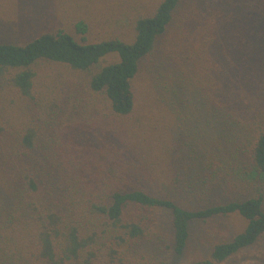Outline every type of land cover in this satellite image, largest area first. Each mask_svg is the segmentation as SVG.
<instances>
[{
    "label": "trees",
    "instance_id": "16d2710c",
    "mask_svg": "<svg viewBox=\"0 0 264 264\" xmlns=\"http://www.w3.org/2000/svg\"><path fill=\"white\" fill-rule=\"evenodd\" d=\"M182 1L162 0L155 11L136 18L132 42L115 38L91 43L84 21L73 25L76 31L72 33L60 26L37 29L29 15L15 21L16 28L0 20V264H147L145 257L139 258L136 246L154 229L152 214L158 209L171 213L173 250L179 256L189 244L194 222L233 214L246 220L242 232L216 242L209 256L193 264L223 263L255 245L264 234L263 196L219 195L221 183H208L227 177L235 168L239 174L251 169L253 176L264 177V101L237 85L224 67L209 73L211 89L194 87L199 69L192 62L179 68L183 54L179 48L164 59L165 67L173 68L169 71L173 92L181 97V89L187 88L190 103L200 98L197 93L207 95L209 110L217 119L212 144L186 146L180 136L170 141L168 175L157 177L147 161H134L129 141L122 137L125 131L120 122L137 109L135 82L143 63L177 22ZM224 11L209 0H200L192 6L187 22L181 21L186 29L198 24L203 36L222 40L228 37L229 27ZM23 26L28 32L37 29L36 35ZM110 56L116 60L103 65ZM42 61L89 73L85 86L77 84L70 91L78 98L71 100L69 109L80 105L82 112L91 111L94 121L88 128L93 126L92 134L83 128L79 138L67 125L60 126L72 111L64 108L56 84L39 89L36 66ZM164 88L162 84L156 87L158 93ZM8 91L16 97L9 98ZM95 95L106 100L105 108L96 107ZM182 107L179 104L174 111L179 117L185 113ZM41 123L47 127L42 129ZM47 129L54 136L45 144L54 143L52 152L41 147ZM240 160H247L244 168ZM180 168L186 170L183 177H178ZM185 177L206 190L213 204L182 207L172 188ZM188 186L190 192L199 191Z\"/></svg>",
    "mask_w": 264,
    "mask_h": 264
},
{
    "label": "rangeland",
    "instance_id": "374dc122",
    "mask_svg": "<svg viewBox=\"0 0 264 264\" xmlns=\"http://www.w3.org/2000/svg\"><path fill=\"white\" fill-rule=\"evenodd\" d=\"M161 1L0 0V20L16 28L14 22L29 15L32 25L37 29L41 27V30H54L60 26L69 29L72 33L76 31L73 25L84 21L88 25V38L91 43L115 38L132 42L135 37L133 26L135 19L144 13L155 11ZM198 1L200 0L182 1L177 13V22L173 23L166 37L159 41L155 52L145 60L144 67L135 82L137 94L135 113L120 122L125 131L122 137L129 141L128 148L133 153L131 158L140 163L147 161V165L155 170L157 177L166 176L170 172L167 151L171 150L168 146L171 140L175 141L177 136H180L184 137L183 144L185 143L186 146L196 143L203 146L212 144V136L216 135L215 122L217 119L214 112L209 110L211 109L209 97L197 93L200 98H193V102L190 103L187 88L181 89V97L173 92L174 87L170 84L172 78L169 73L173 68L170 64H167L168 68H166L164 59L172 55L170 53L175 51L176 47L183 53L179 68L187 62H192L199 69L193 82L194 87L206 85L211 89L214 84L212 85L209 80V73L212 74L214 69L222 66L227 76L233 78L237 85L243 89L249 88L250 95L256 98L261 97L264 101V0H209L211 5L225 10L224 18L229 27L228 37L222 40L212 38L211 35L210 37L203 36L204 32L198 24L188 25L186 29V23L181 21L187 22L186 18L190 15L192 6ZM37 29H31L29 32L35 36ZM23 30L29 33L24 26ZM230 31L233 33L232 36L229 34ZM114 60L116 56H110L103 65ZM36 70L39 89L41 87L45 90L44 84L47 83L56 84L59 88L58 92L64 97L66 110L69 109L71 100L78 98L77 96L72 97L70 91L76 90L77 84L85 86L90 79L89 73L72 70L61 63L42 61L36 66ZM199 74L200 77L197 78ZM160 84L167 88L158 93L156 87ZM86 96L90 97L88 91H86ZM8 97L14 99L16 94L8 91ZM92 99L96 102L97 108L106 107V100L103 97L95 95ZM75 103L78 102L75 101ZM179 104L183 106L182 110L185 109V113L183 111L180 117L174 113ZM187 104L188 106H185ZM78 106L79 108L74 110L69 109L72 112L61 119L60 126L67 125L71 134L80 138L84 132L83 128L91 132L89 135L92 134L93 126L92 128L88 126L94 118L91 111L82 112V106ZM179 118L182 119L179 120ZM76 121L79 123L78 126L75 125ZM46 127L41 123L42 129ZM203 135L205 139L200 138ZM46 139H54L53 135H49V129L40 141L41 147L50 148L52 152L54 143L45 145ZM7 142L8 140L5 141L6 144ZM119 147L120 145L116 146V148ZM187 149L191 150L185 148L186 152ZM175 150L177 151L178 147H175ZM179 153L177 151L176 155ZM142 158L143 161H141ZM246 161L240 160L239 166L244 168ZM214 169L216 173L220 172L219 168ZM245 171L250 172L251 175L254 174L251 169H242V173L239 174L238 168H235L228 172L227 177H217L216 180L220 179L219 181L209 180L208 183H221L219 195L229 193L241 198L261 195L264 198V177L260 179L258 176H249L248 173L245 174ZM185 174L186 170L180 168L178 177H183ZM193 175L196 173L193 172ZM204 179L205 177H200V180ZM188 185L199 191L190 192ZM172 189L177 191H174L177 195V202L186 209H198L213 204L207 200L206 190L196 188L193 178L185 177L178 187ZM152 215L155 221L154 229L146 239L141 241L140 245L136 246L139 258L145 257L147 264H193L209 256L216 242L231 239L232 236L242 232L247 225L246 220L239 214L208 222H194L191 227L189 244L184 254L179 256L173 250L171 213L165 209H158L153 211ZM220 264H264V234L255 245Z\"/></svg>",
    "mask_w": 264,
    "mask_h": 264
}]
</instances>
